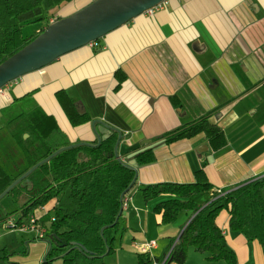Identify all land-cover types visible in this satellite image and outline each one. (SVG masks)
Here are the masks:
<instances>
[{"label": "crops", "instance_id": "obj_1", "mask_svg": "<svg viewBox=\"0 0 264 264\" xmlns=\"http://www.w3.org/2000/svg\"><path fill=\"white\" fill-rule=\"evenodd\" d=\"M91 1L61 5L43 19L45 25ZM119 71L125 74L120 85ZM63 103L76 120L78 111L90 120L73 125ZM36 107L53 118L70 144L97 143L93 120L122 134L117 153L136 170V181L123 197L113 251L118 238L124 255L133 256L132 264H139V244L155 242L147 254L153 264H165L191 216L182 215L172 225L161 224L153 207L162 197L145 202L141 186L193 183L201 167L215 189L264 174V0H166L107 33L97 45L71 51L4 86L0 129ZM204 117L223 131V147L212 151L204 132L165 142L168 133ZM95 129L101 140L112 132L99 124ZM149 149L155 160L139 164L136 154ZM210 198V192L193 196L198 205ZM38 209L44 211V207ZM227 219L223 212L217 224L237 264H264V249L230 232ZM44 250L48 251L39 244L27 253L36 251L40 257ZM123 259L127 263V257L117 261ZM183 264L224 263L189 248Z\"/></svg>", "mask_w": 264, "mask_h": 264}, {"label": "trees", "instance_id": "obj_2", "mask_svg": "<svg viewBox=\"0 0 264 264\" xmlns=\"http://www.w3.org/2000/svg\"><path fill=\"white\" fill-rule=\"evenodd\" d=\"M70 1L0 0V63L49 25L47 23L34 35L25 36L24 22L47 19L48 14L52 15ZM116 77L120 85L125 74L119 71ZM65 111L73 125L90 120L85 112L78 111L76 120L67 106ZM200 132L205 133L212 151L226 144L223 131L210 124L207 117L168 133L164 139L170 143ZM117 134L112 131L98 146L82 145L60 152L15 186L26 193L27 200L19 210V218L12 219L15 226L11 228L22 225L25 218L34 219L37 232H44L43 237L37 233L36 238L48 243L44 264H51L54 259L64 264H105L106 257L112 254L118 231L120 196L136 175L135 169L114 156ZM84 143L96 145V142ZM68 145L71 144L66 135L40 107L11 119L0 137V193L35 164ZM135 158L139 164L155 160L150 149L136 154ZM195 177L193 183L162 182L139 188L145 202L162 197L153 207L161 224L172 225L182 215L191 216L177 243L169 244L173 248L165 264H183L189 248L206 254L210 261L237 264L236 254L226 247L222 229L217 224L223 212L227 214L230 232L241 234L264 249V174L218 189L209 183L203 167L195 172ZM14 188L9 193L15 194ZM204 192L211 193L210 200L196 204L193 196ZM50 202L51 208L37 216V209ZM3 252L0 264H19L11 260L14 254H7L5 249ZM137 256L139 264H153L154 259L149 254L138 253Z\"/></svg>", "mask_w": 264, "mask_h": 264}, {"label": "water", "instance_id": "obj_3", "mask_svg": "<svg viewBox=\"0 0 264 264\" xmlns=\"http://www.w3.org/2000/svg\"><path fill=\"white\" fill-rule=\"evenodd\" d=\"M165 1L166 0H92L89 4L71 15L52 21L33 40L0 63V90L7 84L18 80L24 75L44 68L59 57L102 38L107 33L128 23L137 16L150 11ZM95 124L105 126L109 130L115 131L101 120H93L92 128L97 139L96 145L81 142L57 149L12 182L0 193V199L8 194L18 183L27 178L36 168L48 162L60 152L82 145L98 146L101 142V138L95 129ZM117 133L118 138L113 153L115 158L124 164L119 159L117 153L122 134L119 131H117ZM124 165L128 166L126 164ZM135 181L136 175L128 188L120 196V210L117 220L122 214L123 197L132 188ZM73 245L85 250L81 245H76L75 243H73Z\"/></svg>", "mask_w": 264, "mask_h": 264}, {"label": "rangeland", "instance_id": "obj_4", "mask_svg": "<svg viewBox=\"0 0 264 264\" xmlns=\"http://www.w3.org/2000/svg\"><path fill=\"white\" fill-rule=\"evenodd\" d=\"M42 25H45V20L37 21V22H24L22 24V30L23 34L25 36L32 35L36 31L37 27H41ZM1 130V129H0ZM2 131H0V137H1ZM3 192V191H2ZM1 192V193H2ZM14 193L6 194L4 197L0 199V256L4 254L3 249L6 250L7 254H14V256L11 258V260H14V258L21 259L22 263L19 264H44V255L47 250H44V253L40 257H36V251H33L32 253H27V250H29V247L32 249H36L39 244L47 248L48 244L44 240H39L37 237V232L32 231H22L19 227L15 228H9L6 220L7 218L17 220L19 216L21 215V207L25 204L27 200V195L24 193L21 188L15 187ZM161 199V198H160ZM159 200V199H158ZM51 208L50 206L44 207V211L41 209H37L36 214L37 216H40L42 213H46L48 209ZM25 218L23 221L27 222ZM46 226H49V223H46ZM37 228V226H35ZM46 242V243H45ZM116 246L117 248H114L113 253L111 256L106 257L105 264H132L131 262V256L128 254L124 255V249L120 247L118 238H117ZM29 245V246H28ZM257 245V244H256ZM28 246V247H27ZM29 252V251H28ZM119 257H127V263H124L125 260L117 261ZM222 263V262H220ZM51 264H64L62 260L60 259H54Z\"/></svg>", "mask_w": 264, "mask_h": 264}, {"label": "built area", "instance_id": "obj_5", "mask_svg": "<svg viewBox=\"0 0 264 264\" xmlns=\"http://www.w3.org/2000/svg\"><path fill=\"white\" fill-rule=\"evenodd\" d=\"M159 6H161V4L158 5L157 7H159ZM157 7H155V8H157ZM153 9H151L150 11H152ZM90 44L97 45V43H95V41L92 42V43H90ZM7 225L10 226V227L15 226L14 223H13V221H8L7 222ZM19 228L22 229V231H32V232H35L36 231L37 232V228L34 225V219L33 218H30L29 220H27V222H23V224L20 225ZM37 233H38V236L40 238L43 237V235H44V232L43 231L42 232H37ZM153 246H155V242L141 243V244H139L138 248H139V250L142 253H147L149 251V249L151 247H153Z\"/></svg>", "mask_w": 264, "mask_h": 264}]
</instances>
